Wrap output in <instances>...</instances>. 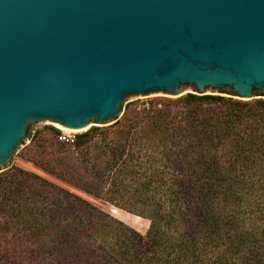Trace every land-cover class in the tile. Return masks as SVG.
<instances>
[{
  "label": "trees",
  "instance_id": "1",
  "mask_svg": "<svg viewBox=\"0 0 264 264\" xmlns=\"http://www.w3.org/2000/svg\"><path fill=\"white\" fill-rule=\"evenodd\" d=\"M120 125L117 138L97 127L73 144L54 139L66 155L37 163L148 217L147 233L10 167L0 213L28 225L35 261L26 264H264V97L187 93Z\"/></svg>",
  "mask_w": 264,
  "mask_h": 264
},
{
  "label": "water",
  "instance_id": "2",
  "mask_svg": "<svg viewBox=\"0 0 264 264\" xmlns=\"http://www.w3.org/2000/svg\"><path fill=\"white\" fill-rule=\"evenodd\" d=\"M184 91L264 97V0H0V171L32 120Z\"/></svg>",
  "mask_w": 264,
  "mask_h": 264
},
{
  "label": "rangeland",
  "instance_id": "3",
  "mask_svg": "<svg viewBox=\"0 0 264 264\" xmlns=\"http://www.w3.org/2000/svg\"><path fill=\"white\" fill-rule=\"evenodd\" d=\"M187 93H195V91H184L178 96L155 94L128 100L125 102L123 112L118 116L116 121H112L107 124L90 123L89 127L86 129L89 128L88 130H93L98 127L99 130H97V132H99V134H110L111 136H115L117 138L119 136V132L122 130V125H120V123H122L127 116L134 117L136 116L137 111L142 108L164 103L168 99L177 100L178 98L185 96ZM210 94L230 97L228 94ZM234 98L241 99L238 97ZM27 129L28 131L26 137L17 147L12 159L4 165L5 169L10 167H20L41 175L49 181L75 192L98 207L110 212L116 218L124 221L126 224L134 227L141 233H147L151 225V220L148 217L131 212L126 208L118 207L105 199L89 194L71 185L57 175L46 171L43 167H41L42 165L37 163L38 161L49 162L55 157L65 156L66 151L62 150V148L58 149L54 139L59 142L62 141L61 143H65V141L60 140V136L68 135L76 137L77 135L85 132L86 129H79L71 132L66 131L59 126V123L52 122L47 119L32 120L29 122ZM26 228H28V225L23 224L21 219H14L4 211L0 213V264H26L30 263V261H35L33 257V253L35 251L33 239L31 236L27 237L24 235L25 231H29L26 230Z\"/></svg>",
  "mask_w": 264,
  "mask_h": 264
},
{
  "label": "built area",
  "instance_id": "4",
  "mask_svg": "<svg viewBox=\"0 0 264 264\" xmlns=\"http://www.w3.org/2000/svg\"><path fill=\"white\" fill-rule=\"evenodd\" d=\"M60 140H63L65 142H68L70 144H73L76 140V137L74 136H68V135H62L60 136Z\"/></svg>",
  "mask_w": 264,
  "mask_h": 264
},
{
  "label": "bare ground",
  "instance_id": "5",
  "mask_svg": "<svg viewBox=\"0 0 264 264\" xmlns=\"http://www.w3.org/2000/svg\"><path fill=\"white\" fill-rule=\"evenodd\" d=\"M59 126L62 127L63 129H65L66 131H70V132L74 131V130H79V129H75V128L65 127V126H62L61 124H59ZM87 127H89V125ZM86 128H83V129H86Z\"/></svg>",
  "mask_w": 264,
  "mask_h": 264
}]
</instances>
